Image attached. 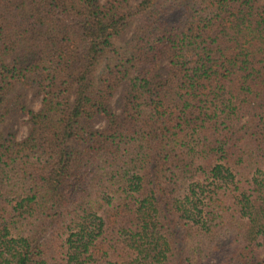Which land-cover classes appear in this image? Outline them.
<instances>
[{
	"label": "trees",
	"instance_id": "16d2710c",
	"mask_svg": "<svg viewBox=\"0 0 264 264\" xmlns=\"http://www.w3.org/2000/svg\"><path fill=\"white\" fill-rule=\"evenodd\" d=\"M15 115L0 264H264V0H0Z\"/></svg>",
	"mask_w": 264,
	"mask_h": 264
},
{
	"label": "rangeland",
	"instance_id": "374dc122",
	"mask_svg": "<svg viewBox=\"0 0 264 264\" xmlns=\"http://www.w3.org/2000/svg\"><path fill=\"white\" fill-rule=\"evenodd\" d=\"M100 5H104L106 0H98ZM165 7V5H162ZM133 22L127 30L123 33L122 37L116 40L118 45H123L131 36ZM123 92V87H119L111 98L109 105L110 109L114 114H118L120 112V97ZM23 101L25 106L30 110L38 109L41 101V96L33 89L27 90L24 94ZM91 126L94 129H101L104 126V122L102 119H95ZM30 125L28 122V118L24 115H15L8 117L4 123L0 126V132L5 137L11 136L14 140L19 141L23 139L29 131ZM218 235L221 236L220 240L222 242L220 246V251L218 253H213L208 255L204 261L205 264H218L225 260L230 255V234L223 229L218 231ZM260 259H264V248L260 249L259 254Z\"/></svg>",
	"mask_w": 264,
	"mask_h": 264
}]
</instances>
